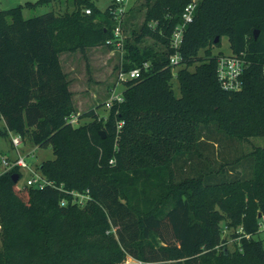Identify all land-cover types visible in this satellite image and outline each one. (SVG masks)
<instances>
[{
    "label": "trees",
    "instance_id": "trees-1",
    "mask_svg": "<svg viewBox=\"0 0 264 264\" xmlns=\"http://www.w3.org/2000/svg\"><path fill=\"white\" fill-rule=\"evenodd\" d=\"M191 1L147 0L134 40L151 36L166 51L125 37L120 69L148 61L149 70L125 83L107 115L90 108L79 125L67 121L77 110L60 54L116 48L108 43L118 23L113 2L101 10L75 0L72 12L28 18L22 5L0 9V134H30L54 153L38 165L52 184L18 187L19 166L0 173V264H264L254 237L264 147L245 154L232 146L264 136V0H199L174 73L170 37ZM223 36L250 61L239 91L218 79L222 52L213 47ZM87 190L86 205L72 202L71 191Z\"/></svg>",
    "mask_w": 264,
    "mask_h": 264
},
{
    "label": "rangeland",
    "instance_id": "rangeland-1",
    "mask_svg": "<svg viewBox=\"0 0 264 264\" xmlns=\"http://www.w3.org/2000/svg\"><path fill=\"white\" fill-rule=\"evenodd\" d=\"M38 0H0V9H8L18 5L23 6V14L25 17H32L53 10L56 14L72 12L76 8L75 0H53L49 4H41L28 6V2L35 3ZM114 0H93L96 7L105 10ZM199 1V0H198ZM147 0H127L125 23L123 26L124 36L134 40L133 32H140L146 16ZM87 8V7H86ZM85 8V10H86ZM141 48L154 45L162 51H166V47L161 43L156 42L151 36L143 37L141 42L136 43ZM123 48H110L107 45L90 47L82 51L63 52L60 54V60L64 71L70 79V89L73 92V101L77 112L83 113L93 107H101L98 112L103 116L107 115V109L104 107L105 101L116 91H121L123 85H117L118 71L120 69L122 57L124 54ZM213 52L229 54L232 52L230 41L227 36H223L222 42L218 46L213 47ZM194 67H192L193 69ZM176 70L174 73H176ZM173 86L177 95H180L178 88V80L174 78ZM84 117L80 123L89 121ZM5 122L0 119V131L4 128ZM240 148L245 154L252 152L257 147H264V136L251 137L248 141H243L241 144L233 142L232 146ZM240 146V147H239ZM216 150H219L216 146ZM19 152L26 156L27 162L34 169H38V165L47 159H53L54 153L51 147H41L36 145L28 134L18 147ZM220 151V150H219ZM17 155V149L13 146L10 135L0 134V172L5 170L3 158L12 160ZM22 177L18 182V187L26 185L27 179L31 175L29 168L21 169ZM116 228H114L115 230ZM230 231L225 232V236L229 238L228 247L233 250L235 248V240L230 236ZM257 239L263 240L264 243V225L260 227V232L254 236ZM1 221H0V247H2ZM129 260H133L129 257Z\"/></svg>",
    "mask_w": 264,
    "mask_h": 264
},
{
    "label": "built area",
    "instance_id": "built-area-1",
    "mask_svg": "<svg viewBox=\"0 0 264 264\" xmlns=\"http://www.w3.org/2000/svg\"><path fill=\"white\" fill-rule=\"evenodd\" d=\"M126 1L127 0H114L112 7V12L118 21L116 27L114 28V38L108 40L109 44H115L116 48H123L124 46V23H125V13H126ZM198 6V0H192L188 3L181 15V22H179L170 37V49L172 52L169 54L170 65L172 66L173 71L181 64L183 61V55L181 52V47L184 42V35L187 29V26L193 22L195 17V11ZM87 13H91V8H86ZM250 61L246 57L245 52L235 53L231 52L229 54L222 53L217 57V74L218 79L220 81L221 87L224 90L228 91H239L243 89V74ZM151 66L150 62H145L142 66H137L131 68L129 70L119 69L118 71V79L117 85H125V83L132 79L140 78L144 71H148ZM264 73V66H263ZM124 89V88H123ZM123 89L121 91H116V87L113 90V93L110 97L105 101L104 107L109 110L114 103L122 102L124 100ZM67 121L72 125L80 124V112H74L70 116L67 117ZM124 121H119L118 130L120 131ZM9 135L11 136V141L13 146L17 149V155L9 160L8 158H3V163L5 165V170H9L12 167L19 166L22 168H29L31 171L30 177L27 179L26 185L35 186V187H43L47 184H52L49 180H47L38 169H34L27 162L26 156L22 155L18 147L22 144L23 140L21 135L9 131ZM114 159L111 160L113 162ZM3 171V172H4ZM1 173V172H0ZM72 202L77 203L81 206H84L91 200V196L87 190V192H78L71 191ZM68 201L63 199L61 201L62 205H66ZM260 227L264 225V214L260 216ZM240 232H244L243 228L240 227ZM246 237H251V234L245 233L243 234Z\"/></svg>",
    "mask_w": 264,
    "mask_h": 264
},
{
    "label": "water",
    "instance_id": "water-1",
    "mask_svg": "<svg viewBox=\"0 0 264 264\" xmlns=\"http://www.w3.org/2000/svg\"><path fill=\"white\" fill-rule=\"evenodd\" d=\"M258 34H259V31L257 30L256 31V35H255L256 38H257ZM218 40H219V37L216 39V41H218ZM18 179H19V175L18 174H15L14 175V181L17 182ZM259 216H261V214H259Z\"/></svg>",
    "mask_w": 264,
    "mask_h": 264
}]
</instances>
